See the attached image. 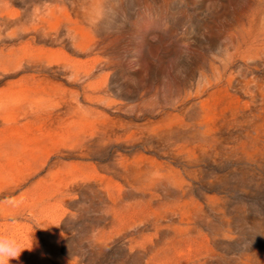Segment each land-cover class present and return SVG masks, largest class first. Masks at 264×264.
Returning <instances> with one entry per match:
<instances>
[{"label": "rangeland", "instance_id": "374dc122", "mask_svg": "<svg viewBox=\"0 0 264 264\" xmlns=\"http://www.w3.org/2000/svg\"><path fill=\"white\" fill-rule=\"evenodd\" d=\"M10 264H264V0H0Z\"/></svg>", "mask_w": 264, "mask_h": 264}, {"label": "clouds", "instance_id": "9594fccd", "mask_svg": "<svg viewBox=\"0 0 264 264\" xmlns=\"http://www.w3.org/2000/svg\"><path fill=\"white\" fill-rule=\"evenodd\" d=\"M33 241H21L12 234H0V264H10L12 260H19L24 250H31Z\"/></svg>", "mask_w": 264, "mask_h": 264}]
</instances>
